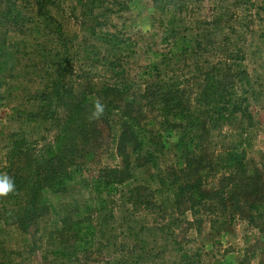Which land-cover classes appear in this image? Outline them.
Here are the masks:
<instances>
[{
    "label": "rangeland",
    "instance_id": "1",
    "mask_svg": "<svg viewBox=\"0 0 264 264\" xmlns=\"http://www.w3.org/2000/svg\"><path fill=\"white\" fill-rule=\"evenodd\" d=\"M36 2L0 0V173L13 163L14 137L40 148L57 136L26 113L42 116L61 64L69 68L64 92L78 99L120 92L118 102L147 129L134 130L146 146L142 158H128L131 180L101 183L102 170L122 163L113 111L102 148L64 194L48 196V216L28 233L0 223V264H264V0H48V17ZM181 134L196 141L197 165L215 187L205 192L223 195L232 172L256 191L239 195L238 186L223 204L176 199L169 172L185 167ZM239 143L246 161L234 170ZM66 216L73 230L61 237Z\"/></svg>",
    "mask_w": 264,
    "mask_h": 264
},
{
    "label": "trees",
    "instance_id": "2",
    "mask_svg": "<svg viewBox=\"0 0 264 264\" xmlns=\"http://www.w3.org/2000/svg\"><path fill=\"white\" fill-rule=\"evenodd\" d=\"M38 14L48 17L47 2L48 0H36ZM159 0H154L157 5ZM68 66L60 65L57 68V79L51 83L48 88V94L44 96L45 111L42 116L38 113L27 112L26 116L30 118H39L49 121L52 130H58L57 136L53 142L46 144L47 137H43L44 142L40 148L27 145L25 137L17 136L9 151V158L13 161L9 168L0 173V179L5 176L14 182V190L6 196H0V223L6 226L15 227L21 233H28L34 224L45 216H48V203L50 195L64 194L75 177L86 166L88 160L102 148V132L104 125L112 127L113 121L110 118L113 111H118L117 124L122 123L123 129L116 140L117 153L122 158V163L116 168H105L101 171V183L105 185H123L133 178L132 162L128 160L131 155L138 159L142 158V153L146 146L145 137L140 138L134 134V130L147 132L146 127L142 124L140 118L133 116L126 105L122 106V100L118 102L120 92H87L82 99L76 98L74 94L64 92L69 79ZM219 72V71H218ZM116 94V96L114 95ZM35 101L37 99L35 98ZM66 108L65 115L61 117L62 109ZM233 108V107H232ZM232 113L237 112L247 115V111L241 110L234 106ZM25 114V113H24ZM192 119L188 115L185 119ZM191 128V121L187 124ZM151 134L156 137V132L152 130ZM152 145L157 146L159 151V142L151 140ZM150 143H148L150 145ZM194 144L197 147L195 139L187 141L186 134H181L180 152L182 167L180 170L170 169L169 174L174 178L170 183L173 188V195L176 199L184 201L190 200L196 205H202L205 200L222 202L227 199L233 200V188L239 186V195L248 193V190H255L256 187L250 184V181L244 180L240 183L239 177L232 172L227 181H231L232 188L226 192L227 188L218 190L223 195L204 191V187L210 186L215 189L214 185L207 184L204 180L205 167L197 165L200 156L192 152ZM155 149V148H154ZM149 149L145 155L148 161L155 160V152ZM196 152V151H195ZM233 164L230 166L234 170L242 169L246 161V148L244 143H239L231 150L230 154ZM212 181L214 177L211 178ZM167 186V181H162V187ZM227 199H226V198ZM248 201H237L233 204L237 211L242 209L243 204ZM254 205L251 209H253ZM194 208V207H192ZM63 230L61 237L72 234V222L69 216H66L62 222ZM63 232V233H62Z\"/></svg>",
    "mask_w": 264,
    "mask_h": 264
},
{
    "label": "clouds",
    "instance_id": "3",
    "mask_svg": "<svg viewBox=\"0 0 264 264\" xmlns=\"http://www.w3.org/2000/svg\"><path fill=\"white\" fill-rule=\"evenodd\" d=\"M14 182L8 178L4 177L0 179V196H6L9 192L14 190Z\"/></svg>",
    "mask_w": 264,
    "mask_h": 264
}]
</instances>
